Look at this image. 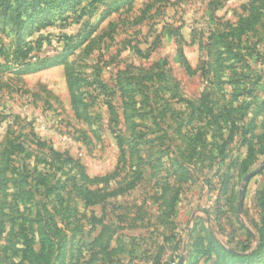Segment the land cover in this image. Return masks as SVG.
<instances>
[{"label":"rangeland","instance_id":"1","mask_svg":"<svg viewBox=\"0 0 264 264\" xmlns=\"http://www.w3.org/2000/svg\"><path fill=\"white\" fill-rule=\"evenodd\" d=\"M0 66V264H264V0H0Z\"/></svg>","mask_w":264,"mask_h":264},{"label":"trees","instance_id":"2","mask_svg":"<svg viewBox=\"0 0 264 264\" xmlns=\"http://www.w3.org/2000/svg\"><path fill=\"white\" fill-rule=\"evenodd\" d=\"M21 26V22H19L18 23V27H20ZM28 49H25V48H23V46L22 47H20V49L18 50V52H22V54L24 55V56H26L27 54H28ZM14 55L15 54H13L12 55V57H14ZM43 60H45V58L43 59ZM1 67V66H0ZM66 77H67V80H68V83H69V87H70V89L71 90H69V91H71L70 92V94H71V97H72V99H73V103L75 104L76 102H78L79 101V99H78V97L75 95V92H74V90H72L73 89V86L77 83V81H79V79H74L73 80V78H72V74H71V72H69V68L67 67V73H66ZM68 160V159H67ZM2 224H3V222H2ZM48 235V234H47ZM46 235V236H47ZM45 236V238L47 239V237ZM236 256H238V257H243V256H246V255H240V254H238V255H236ZM162 262H159V263H157V264H161ZM175 263H177V262H175Z\"/></svg>","mask_w":264,"mask_h":264},{"label":"water","instance_id":"3","mask_svg":"<svg viewBox=\"0 0 264 264\" xmlns=\"http://www.w3.org/2000/svg\"><path fill=\"white\" fill-rule=\"evenodd\" d=\"M183 260H184V259H183V256H181V257H180V260H179V262H178V264H183Z\"/></svg>","mask_w":264,"mask_h":264},{"label":"built area","instance_id":"4","mask_svg":"<svg viewBox=\"0 0 264 264\" xmlns=\"http://www.w3.org/2000/svg\"><path fill=\"white\" fill-rule=\"evenodd\" d=\"M171 264H175L174 262H172Z\"/></svg>","mask_w":264,"mask_h":264}]
</instances>
